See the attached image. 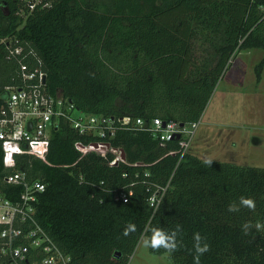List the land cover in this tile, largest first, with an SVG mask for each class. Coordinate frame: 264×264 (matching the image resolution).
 Returning <instances> with one entry per match:
<instances>
[{
	"label": "trees",
	"instance_id": "trees-1",
	"mask_svg": "<svg viewBox=\"0 0 264 264\" xmlns=\"http://www.w3.org/2000/svg\"><path fill=\"white\" fill-rule=\"evenodd\" d=\"M0 18L3 32L15 33L42 59L49 90L86 115L197 121L232 59L264 48V0H0ZM198 33L214 52L211 62L194 65ZM17 68V60L4 61L5 83ZM263 69L264 56L258 81ZM97 138L61 120L52 131L50 163L6 154L0 142V190L22 189L3 181L14 168L47 183L38 218L73 264H127L151 228L172 231L178 224L177 251L150 248L167 252L173 264H194L195 233L210 245L200 264H264V231L245 235L241 227L264 223V167L217 159L209 166L190 151L180 158L167 154L179 148L177 138L162 145L149 131L120 127L108 139L124 149L127 162L110 165L112 154L79 158L75 141ZM168 180L153 212L148 185ZM121 191L127 200L115 198ZM241 196L255 200V211H228ZM128 223L136 231L125 236Z\"/></svg>",
	"mask_w": 264,
	"mask_h": 264
},
{
	"label": "built area",
	"instance_id": "built-area-1",
	"mask_svg": "<svg viewBox=\"0 0 264 264\" xmlns=\"http://www.w3.org/2000/svg\"><path fill=\"white\" fill-rule=\"evenodd\" d=\"M33 7L34 4H31ZM2 28L0 18V142L6 154L30 155L50 163L47 153L52 131L63 119L80 135L98 136L91 141H75V148L81 153L79 158L89 153L105 158L112 154L110 165L127 162L124 149L114 146L108 139L119 127L149 131L162 145L177 138L179 148L169 150L167 154L179 153L182 158L189 151L201 119L181 122L161 117L148 120L130 115L116 118L83 114L71 99L61 92L49 90L42 59L35 49L28 42H22L15 33L3 32ZM15 60L18 62L17 72L15 74L14 69L10 80L5 83L3 63ZM3 181L22 186V189L14 188L11 192L0 190V264H73L70 254L59 246L38 218V196L46 189L47 183L39 178L31 179L25 170L15 168L4 174ZM170 182L148 185V198H156L154 204L149 202L153 212L157 210ZM115 198L127 200V192L121 191Z\"/></svg>",
	"mask_w": 264,
	"mask_h": 264
},
{
	"label": "rangeland",
	"instance_id": "rangeland-1",
	"mask_svg": "<svg viewBox=\"0 0 264 264\" xmlns=\"http://www.w3.org/2000/svg\"><path fill=\"white\" fill-rule=\"evenodd\" d=\"M192 44L194 65L212 61L214 47L203 34L198 33ZM263 56L264 48L255 47L241 50L232 59L202 114L189 147L192 154L264 167V69L260 81L256 73ZM146 237H141L127 264H173L167 252L158 254L144 247Z\"/></svg>",
	"mask_w": 264,
	"mask_h": 264
},
{
	"label": "clouds",
	"instance_id": "clouds-1",
	"mask_svg": "<svg viewBox=\"0 0 264 264\" xmlns=\"http://www.w3.org/2000/svg\"><path fill=\"white\" fill-rule=\"evenodd\" d=\"M213 160L206 159L204 163L206 165H211ZM150 203H155V196L148 198ZM241 208H247L250 211H255L256 203L252 198H246L241 196L238 202H232L228 205L229 212H239ZM242 231L245 235H248L249 232L254 228L256 231H264V223L257 221L253 224L251 221L245 222L242 226ZM136 231V225L133 223H128L124 229L123 234L128 236L131 233ZM150 236L143 239L142 243L144 247H149L153 250L164 249L169 254L174 253L178 250L179 244L177 242V237L182 234V226L176 225L175 229L172 231H166L163 228L153 227L150 229ZM193 249L195 252L194 264H200V256L204 255L210 250V245L205 242V239L199 234L195 233L193 235Z\"/></svg>",
	"mask_w": 264,
	"mask_h": 264
},
{
	"label": "water",
	"instance_id": "water-1",
	"mask_svg": "<svg viewBox=\"0 0 264 264\" xmlns=\"http://www.w3.org/2000/svg\"><path fill=\"white\" fill-rule=\"evenodd\" d=\"M178 136V135H177ZM118 254H120V252H117Z\"/></svg>",
	"mask_w": 264,
	"mask_h": 264
}]
</instances>
